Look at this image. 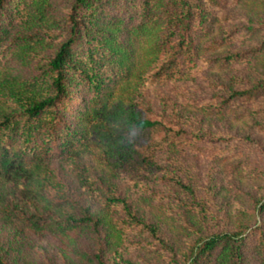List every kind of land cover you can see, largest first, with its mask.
I'll return each instance as SVG.
<instances>
[{"label": "trees", "instance_id": "16d2710c", "mask_svg": "<svg viewBox=\"0 0 264 264\" xmlns=\"http://www.w3.org/2000/svg\"><path fill=\"white\" fill-rule=\"evenodd\" d=\"M11 1L0 0V53L9 52L22 64L33 60L36 67L27 76H13L0 66L2 200L9 197L14 211L20 202L34 205L18 213L23 225L64 242L89 227L103 229L108 244L120 245L121 230L135 223L156 235L155 224L139 218L124 196L106 197L124 212L115 220L67 198L45 158L50 145L63 139L60 105L80 81L91 91L90 102L72 134L64 136L70 149L94 147L112 174L135 180L161 174L163 151L194 150L204 139L201 129L187 128L177 102L155 86L192 65L202 11L194 0H140L137 20L127 23L120 15L106 16L104 0H71L66 16L57 19L51 0H14V12L3 18ZM258 84L234 90L229 99H251ZM154 87L159 108L150 93ZM176 181L196 196L191 185ZM7 208L2 209L9 214ZM256 210H264V200ZM250 231L243 220L231 229L198 231L174 264H245ZM259 244L264 252V234ZM0 264L7 263L0 257Z\"/></svg>", "mask_w": 264, "mask_h": 264}, {"label": "rangeland", "instance_id": "374dc122", "mask_svg": "<svg viewBox=\"0 0 264 264\" xmlns=\"http://www.w3.org/2000/svg\"><path fill=\"white\" fill-rule=\"evenodd\" d=\"M13 1L6 4L3 18L14 12ZM139 2L104 0L106 16L120 15L133 23ZM193 2L202 11V21L195 31L192 65L179 78L155 87L177 102L187 128L201 129L204 139L196 148L163 151L164 169L157 178L135 180L112 174L94 147L70 149L64 142L90 102L91 91L80 81L71 85L69 97L60 105L63 139L50 145L45 158L67 198L103 210L115 220L124 212L106 197L124 196L139 218L155 224L156 235L135 223L121 230L120 245L108 244L103 229L97 232L89 227L64 242L57 235L24 226L18 213L35 206L20 202L11 210L13 202L9 197L2 200L0 185V257L7 264H97L100 259L106 264H174L198 231L231 229L241 220L251 230L245 242V264H264L259 244L264 210H256L264 200V0ZM51 3L52 16L63 19L71 0ZM253 48L259 50L251 52ZM235 53L242 55L230 58ZM0 66L13 76H27L36 67L33 60L22 64L9 52L0 53ZM257 82L256 96L229 99L234 90ZM155 87L150 93L159 108ZM177 178L193 187L194 198ZM5 205L9 214L2 209Z\"/></svg>", "mask_w": 264, "mask_h": 264}]
</instances>
